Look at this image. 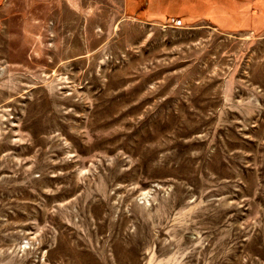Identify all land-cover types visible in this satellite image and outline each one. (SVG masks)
Segmentation results:
<instances>
[{"label":"rangeland","instance_id":"obj_1","mask_svg":"<svg viewBox=\"0 0 264 264\" xmlns=\"http://www.w3.org/2000/svg\"><path fill=\"white\" fill-rule=\"evenodd\" d=\"M127 3L0 0V264H264V0Z\"/></svg>","mask_w":264,"mask_h":264},{"label":"crops","instance_id":"obj_2","mask_svg":"<svg viewBox=\"0 0 264 264\" xmlns=\"http://www.w3.org/2000/svg\"><path fill=\"white\" fill-rule=\"evenodd\" d=\"M133 1H135V2H137L138 0H133ZM146 1L147 0H142V2H143V5H145V3H146ZM138 8H137V12L136 11H132V10H130V8H129V4L127 3V0H126V12H128V13H138Z\"/></svg>","mask_w":264,"mask_h":264}]
</instances>
